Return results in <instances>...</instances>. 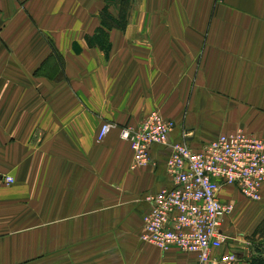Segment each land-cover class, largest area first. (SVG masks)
<instances>
[{"label": "crops", "instance_id": "obj_1", "mask_svg": "<svg viewBox=\"0 0 264 264\" xmlns=\"http://www.w3.org/2000/svg\"><path fill=\"white\" fill-rule=\"evenodd\" d=\"M121 1L0 0V264H195L142 241L171 149L133 169L121 128L159 111L195 151L239 129L264 140V0H135L124 28ZM240 237L219 253L251 264Z\"/></svg>", "mask_w": 264, "mask_h": 264}, {"label": "built area", "instance_id": "obj_2", "mask_svg": "<svg viewBox=\"0 0 264 264\" xmlns=\"http://www.w3.org/2000/svg\"><path fill=\"white\" fill-rule=\"evenodd\" d=\"M175 122L161 112H151L138 126L121 128L120 138L134 153L132 168L151 164L154 146H169L166 172L171 188H162L146 197L149 209L144 215L142 241L162 251L171 247L196 254L195 264H235L233 252H222L228 236L223 231L225 219L235 211L233 203L224 202L221 190L233 186L242 197L261 200L264 184V140L242 130L221 134L193 150L186 136L172 143ZM116 125L105 122L97 134L103 143ZM15 182L5 176L3 183Z\"/></svg>", "mask_w": 264, "mask_h": 264}, {"label": "rangeland", "instance_id": "obj_3", "mask_svg": "<svg viewBox=\"0 0 264 264\" xmlns=\"http://www.w3.org/2000/svg\"><path fill=\"white\" fill-rule=\"evenodd\" d=\"M121 6H122V1L120 2V10H121ZM214 112H215V115H218L219 113H224L222 110L221 111L219 110V111H212V114ZM175 125H176V123H175ZM239 130H242V129H239ZM250 135H253V134H250ZM253 136H256V135H253ZM260 137H262V136H260ZM236 195H238V197H239L238 202H236L234 200L232 201L233 204L236 205L235 211H234V214L232 216H230L228 223H227V231L226 232H227V236L229 238L227 240L228 241L227 244L232 242V239L230 240L231 235L238 234L239 236H241L240 238L247 240L248 243L251 244V246H254L253 247L254 252L258 253V251L256 250L257 246L264 249V246L262 245V244H264V242H263L264 240L259 241L255 244V242L248 239V237H250V235H251L254 227L256 226V224L259 222V220H261L262 216H264L263 200L260 202H253V201L242 198L237 192H236Z\"/></svg>", "mask_w": 264, "mask_h": 264}, {"label": "trees", "instance_id": "obj_4", "mask_svg": "<svg viewBox=\"0 0 264 264\" xmlns=\"http://www.w3.org/2000/svg\"><path fill=\"white\" fill-rule=\"evenodd\" d=\"M133 1L134 0H122V6H121V10H120L122 23L119 26L120 28H124V26H125L124 20L126 18V15L128 14V10H129L131 4L133 3ZM109 14H110V12L107 9L105 11V16L106 15L108 16ZM105 18L108 19L107 17H105ZM248 239L252 240L255 243L264 240V218L257 225L254 232L252 233V235ZM262 245L264 246V244H262ZM257 251H258V253H256L255 256L251 259V264H264V249L257 246Z\"/></svg>", "mask_w": 264, "mask_h": 264}]
</instances>
